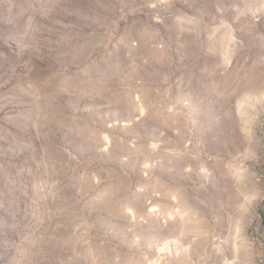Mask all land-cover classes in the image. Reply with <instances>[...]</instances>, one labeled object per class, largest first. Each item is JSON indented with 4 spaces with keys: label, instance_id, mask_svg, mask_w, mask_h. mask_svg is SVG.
I'll list each match as a JSON object with an SVG mask.
<instances>
[{
    "label": "rangeland",
    "instance_id": "374dc122",
    "mask_svg": "<svg viewBox=\"0 0 264 264\" xmlns=\"http://www.w3.org/2000/svg\"><path fill=\"white\" fill-rule=\"evenodd\" d=\"M186 261L264 264V0H0V264Z\"/></svg>",
    "mask_w": 264,
    "mask_h": 264
},
{
    "label": "bare ground",
    "instance_id": "6f19581e",
    "mask_svg": "<svg viewBox=\"0 0 264 264\" xmlns=\"http://www.w3.org/2000/svg\"><path fill=\"white\" fill-rule=\"evenodd\" d=\"M187 174H190V173H187ZM179 213H180V210H179ZM173 213L172 212H170V215H172ZM174 214H175V212H174ZM189 216V215H188ZM188 216H181L180 217V219L181 220H185V218L186 217H188ZM178 218V217H177ZM179 219V220H180ZM188 232V231H187ZM187 232H185V236H184V238L185 239H188V238H191L193 235L192 234H189V233H187ZM191 242H192V246H194V248L195 249H197V250H202V247H203V244H202V242L198 239V238H194V239H192L191 240ZM193 253H194V251H193V249L191 248V249H189V251L188 252H186V254H185V257L186 258H189V257H191V256H193ZM198 259H199V257H197ZM198 259H196V260H198ZM200 260V259H199ZM202 261L203 262H209V261H218V259H217V257H215L213 254H212V252H210V251H206V253L204 254V257L202 258ZM177 264V263H176ZM183 264H191L190 262H188V261H186V262H183Z\"/></svg>",
    "mask_w": 264,
    "mask_h": 264
}]
</instances>
